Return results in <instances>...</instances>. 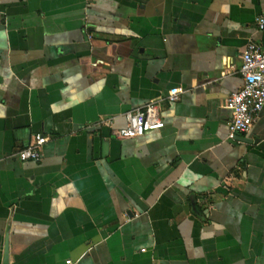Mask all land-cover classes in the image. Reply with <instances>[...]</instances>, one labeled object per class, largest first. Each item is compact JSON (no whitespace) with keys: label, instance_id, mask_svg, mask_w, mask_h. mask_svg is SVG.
<instances>
[{"label":"crops","instance_id":"1","mask_svg":"<svg viewBox=\"0 0 264 264\" xmlns=\"http://www.w3.org/2000/svg\"><path fill=\"white\" fill-rule=\"evenodd\" d=\"M261 15L264 0H0V264L7 248L9 264H264V109L232 140L226 107ZM152 100L164 127L120 137ZM36 134L41 159L21 161Z\"/></svg>","mask_w":264,"mask_h":264},{"label":"built area","instance_id":"2","mask_svg":"<svg viewBox=\"0 0 264 264\" xmlns=\"http://www.w3.org/2000/svg\"><path fill=\"white\" fill-rule=\"evenodd\" d=\"M258 24L264 28V15L258 18ZM240 74L243 86L234 92L226 101V107L231 111L229 122V139H236L238 135L248 132L259 114L264 109V48L256 43H250L242 55ZM184 89L173 88L167 95L170 101H177ZM159 100H152L144 106L124 114L126 125L119 129L122 138H135L151 130L164 127L165 122L159 112ZM113 119L106 122L112 124ZM48 138L36 134L35 139L27 147L20 150L17 157L21 161H39L42 147ZM70 262V261H69Z\"/></svg>","mask_w":264,"mask_h":264},{"label":"water","instance_id":"3","mask_svg":"<svg viewBox=\"0 0 264 264\" xmlns=\"http://www.w3.org/2000/svg\"><path fill=\"white\" fill-rule=\"evenodd\" d=\"M241 138L242 137H239V139H241ZM4 264H9V250H8V248L6 249V252H5Z\"/></svg>","mask_w":264,"mask_h":264}]
</instances>
